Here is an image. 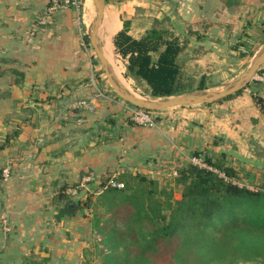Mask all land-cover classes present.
Masks as SVG:
<instances>
[{
  "label": "crops",
  "instance_id": "obj_1",
  "mask_svg": "<svg viewBox=\"0 0 264 264\" xmlns=\"http://www.w3.org/2000/svg\"><path fill=\"white\" fill-rule=\"evenodd\" d=\"M49 5L0 0V264H86L89 222L58 195L88 173L158 179L200 152L264 188V72L230 98L139 125L97 80L84 15L61 5L41 23ZM105 10L113 37L125 20L135 38L153 27L178 36L191 90L220 87L264 43V0H106Z\"/></svg>",
  "mask_w": 264,
  "mask_h": 264
},
{
  "label": "trees",
  "instance_id": "obj_2",
  "mask_svg": "<svg viewBox=\"0 0 264 264\" xmlns=\"http://www.w3.org/2000/svg\"><path fill=\"white\" fill-rule=\"evenodd\" d=\"M128 27L125 20L124 27L110 35L108 51L112 53L114 43L126 58L128 73L144 81L153 98L185 92L176 61L184 48L179 37L153 27L135 38ZM85 41L89 42L88 34ZM195 154L212 168L192 162L176 165L173 185L180 189V197L140 172L100 182L111 199L129 192V200L118 206H124V213L118 209L111 221L97 225L112 244L110 251H103L101 264H240L241 259L252 258H261L264 264V188L241 186L233 182L240 179L233 167L206 153ZM111 179L124 180V189L112 186ZM122 214L135 221H112ZM130 222L137 226L131 228Z\"/></svg>",
  "mask_w": 264,
  "mask_h": 264
},
{
  "label": "rangeland",
  "instance_id": "obj_3",
  "mask_svg": "<svg viewBox=\"0 0 264 264\" xmlns=\"http://www.w3.org/2000/svg\"><path fill=\"white\" fill-rule=\"evenodd\" d=\"M92 3H94V1L89 0L86 6H84L83 4V8L80 11V14L82 16L84 15L85 23L88 24V25H85L83 23L84 29L87 30V34H89V29L94 19L92 18L91 20V8L89 7L91 6ZM106 18H107V15H105L104 21L101 25L99 37L101 41L103 42L104 46L106 48H109V44H110L109 38H110V32L112 31V29L108 22V18L107 20ZM112 42H113V37H112ZM86 44L89 47V51L92 57L93 65H94V73H95L97 80L100 82V85L102 87L106 88L107 91H111L112 93H115L110 82L108 81L106 77V74L104 73V70L100 62L98 61L96 52L93 46L91 45L90 40L88 43L86 42ZM252 52L244 59L242 64L235 66L236 68L233 74L242 72L246 69L248 64H250V62L253 60V56H251ZM111 64L113 65L114 70L115 69L117 70L116 74L119 77V79L131 91H133L136 95L144 97V98H153L149 94L147 84L144 81L136 79L135 77H133L131 74L128 73L127 67H126V64H127L126 58H123L120 55V53L116 50L114 43H113L112 53H111ZM259 72L261 73L264 72V64L260 67L258 73ZM183 84L186 85L184 86L186 89L191 90L192 88H195L198 82L197 80H188V81H184ZM167 109H171V108H167ZM167 109L161 110V111H166ZM170 168H168L166 171L163 170L161 171V173L157 174V176L159 175L158 183L160 186H164L169 190L172 189L174 196L180 197V189L178 187H175V185H173V176H174L173 168L172 170ZM88 175L90 174L89 173L86 174L85 177ZM107 179L108 178H105V177L99 178V179H94L92 177L90 180H84V179L78 180L76 183L65 185L63 188V191H61V193L58 195L61 199L65 201V203H72V204L77 205V221H88L89 222V224L87 225V228H88L87 231H85L84 229L82 231V234H84L83 238L87 239V242H86L87 245L85 247V255H86L85 257L87 261L86 264H101L102 263L103 251H107V252L110 251L112 244L110 241L106 240L105 233L102 230L97 229V225L102 226L104 221H111L110 220L111 217L113 216V214H116L115 212L118 209L124 213V210H125L124 206H120V207L118 206L122 205L125 201L129 200L127 196V193H129L128 191H124V194L122 193L120 196H117L113 199L107 197V195H105V193L103 192L102 185L100 184V182L107 180ZM122 181L125 183L124 180ZM71 210L72 209H70L69 211ZM121 216L122 217L120 219L112 220V221H135L131 219L128 220L127 219L128 215L126 216V214H122ZM89 219H92V220L90 221ZM128 224L131 226V228H134V226H137V224L134 222H130ZM115 225L119 227L125 226L123 223L120 224L118 222H116ZM241 261L247 262V263L244 262V264H256V263L263 264V263H260L261 258H258V259L252 258L250 260L241 259L240 264L241 263L243 264V262Z\"/></svg>",
  "mask_w": 264,
  "mask_h": 264
},
{
  "label": "water",
  "instance_id": "obj_4",
  "mask_svg": "<svg viewBox=\"0 0 264 264\" xmlns=\"http://www.w3.org/2000/svg\"><path fill=\"white\" fill-rule=\"evenodd\" d=\"M95 3V16L89 29V40L93 46L108 81L115 94L137 107L147 110L161 111L179 106H191L201 103H211L224 99L247 87L255 78L260 67L264 64V43L253 54V60L246 69L228 82L216 88H198L167 97L144 98L131 91L117 76L113 65L105 57L103 46L99 37L101 25L106 15V0H93Z\"/></svg>",
  "mask_w": 264,
  "mask_h": 264
},
{
  "label": "built area",
  "instance_id": "obj_5",
  "mask_svg": "<svg viewBox=\"0 0 264 264\" xmlns=\"http://www.w3.org/2000/svg\"><path fill=\"white\" fill-rule=\"evenodd\" d=\"M83 4H84V0H50V5L49 7L46 9V11L43 14V17L41 18L40 22L41 23H45L48 18L53 14V12L60 7L61 5H66V6H73L78 13H80L81 9L83 8ZM255 78H263V75L261 72H259L258 74H256ZM128 108L130 111V116L133 122L139 124V125H144V126H148V127H156L159 124V113L160 111H153V110H147L141 107H137L134 105H131L128 103ZM190 161L192 163L201 165V166H206V167H210L208 166V164L203 160V158L201 156H192ZM4 173L7 176L8 175V168L4 169ZM173 174H176V170L175 168H173ZM221 175L225 176V174L223 172L220 173ZM92 178V175H88L86 177H84V180H90ZM233 182L243 186H248L252 189H260V187L256 186V185H252L249 184L247 182H245L244 180L241 179H234ZM112 186H115L117 188H122L124 187V183L119 182L115 179H111L109 182Z\"/></svg>",
  "mask_w": 264,
  "mask_h": 264
},
{
  "label": "bare ground",
  "instance_id": "obj_6",
  "mask_svg": "<svg viewBox=\"0 0 264 264\" xmlns=\"http://www.w3.org/2000/svg\"><path fill=\"white\" fill-rule=\"evenodd\" d=\"M89 0H85L84 2V6H86L87 2ZM91 8V20L92 18L94 17V14H95V5L94 3L91 4V6H89ZM90 20V21H91ZM90 23V22H89ZM86 24V23H85ZM88 25V24H86ZM101 40V39H100ZM101 44L103 46V50H104V54H105V57L109 60V62L111 63V53L108 51V49L104 46L103 42L101 41ZM115 72L117 73V70L115 69Z\"/></svg>",
  "mask_w": 264,
  "mask_h": 264
}]
</instances>
